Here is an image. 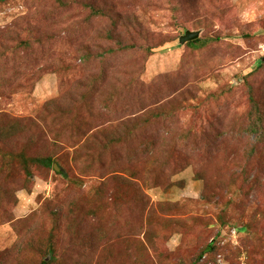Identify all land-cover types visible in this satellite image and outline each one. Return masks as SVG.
<instances>
[{"label":"rangeland","instance_id":"rangeland-1","mask_svg":"<svg viewBox=\"0 0 264 264\" xmlns=\"http://www.w3.org/2000/svg\"><path fill=\"white\" fill-rule=\"evenodd\" d=\"M0 264H264V0H0Z\"/></svg>","mask_w":264,"mask_h":264},{"label":"trees","instance_id":"trees-1","mask_svg":"<svg viewBox=\"0 0 264 264\" xmlns=\"http://www.w3.org/2000/svg\"><path fill=\"white\" fill-rule=\"evenodd\" d=\"M197 41V40H196ZM25 167L27 168L29 163H35V164H40L45 167L52 168L55 160L52 157H30V159L25 158Z\"/></svg>","mask_w":264,"mask_h":264},{"label":"water","instance_id":"water-1","mask_svg":"<svg viewBox=\"0 0 264 264\" xmlns=\"http://www.w3.org/2000/svg\"><path fill=\"white\" fill-rule=\"evenodd\" d=\"M200 36V31L187 30L183 35L180 36V43H186L189 41H193Z\"/></svg>","mask_w":264,"mask_h":264}]
</instances>
